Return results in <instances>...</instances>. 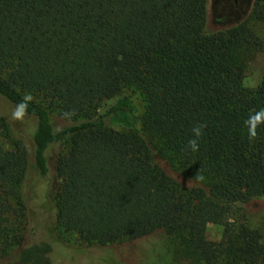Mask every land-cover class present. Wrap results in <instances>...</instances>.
<instances>
[{
  "label": "trees",
  "instance_id": "obj_1",
  "mask_svg": "<svg viewBox=\"0 0 264 264\" xmlns=\"http://www.w3.org/2000/svg\"><path fill=\"white\" fill-rule=\"evenodd\" d=\"M209 2L0 0V95L14 109L33 97L11 146L0 113V264H55L59 227L118 250L161 231L190 264H264L261 228L237 214L264 195V126L250 143L243 123L264 108V76L245 82L248 52L264 50V0L216 30Z\"/></svg>",
  "mask_w": 264,
  "mask_h": 264
},
{
  "label": "rangeland",
  "instance_id": "obj_2",
  "mask_svg": "<svg viewBox=\"0 0 264 264\" xmlns=\"http://www.w3.org/2000/svg\"><path fill=\"white\" fill-rule=\"evenodd\" d=\"M252 0H210L209 2V29L216 30L244 20L248 17ZM254 23V22H253ZM255 29L258 24L253 25ZM245 82L250 87H256L264 76V50L252 48L248 52ZM123 94H129L137 103L141 113L145 109L143 95L130 88L125 89ZM39 101V99H36ZM14 107L0 95V113L8 116L10 124L4 137V142L11 146L21 137L16 124L18 122L11 118ZM115 128H120L114 125ZM70 138L57 145L53 152L63 155L68 154L70 149ZM239 222H245L252 227H260L264 234V195L254 200L239 203L237 205ZM44 230L37 234L38 238H45ZM61 242L65 245L56 244L53 252L55 264H104L105 260L113 261L115 264H190L191 258L187 257L183 250L181 238L169 235L165 232H156L150 236L128 241L116 249V245L99 247L96 243L90 244L82 240L76 233L68 232L63 227L58 228ZM207 236L211 240H220L222 228L210 224L207 228ZM76 247L87 248L86 252L78 251ZM123 248V249H122ZM196 264V263H193Z\"/></svg>",
  "mask_w": 264,
  "mask_h": 264
},
{
  "label": "clouds",
  "instance_id": "obj_3",
  "mask_svg": "<svg viewBox=\"0 0 264 264\" xmlns=\"http://www.w3.org/2000/svg\"><path fill=\"white\" fill-rule=\"evenodd\" d=\"M33 97L31 94L26 95L15 107L11 114V118L16 121H21L28 114V106ZM247 129V139L250 143L255 142L257 138V129L264 126V108L252 111L248 117L243 121ZM207 125L202 122H197L191 129V138L187 142L186 150L195 153L199 151L200 140L204 136V130ZM200 180L204 177L200 176Z\"/></svg>",
  "mask_w": 264,
  "mask_h": 264
}]
</instances>
